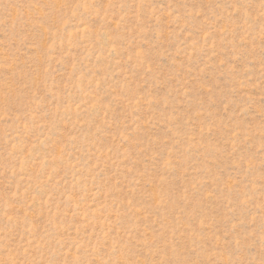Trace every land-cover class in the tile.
<instances>
[{
	"label": "rangeland",
	"instance_id": "rangeland-1",
	"mask_svg": "<svg viewBox=\"0 0 264 264\" xmlns=\"http://www.w3.org/2000/svg\"><path fill=\"white\" fill-rule=\"evenodd\" d=\"M0 264H264V0H0Z\"/></svg>",
	"mask_w": 264,
	"mask_h": 264
}]
</instances>
